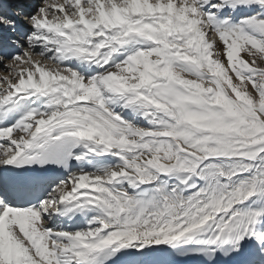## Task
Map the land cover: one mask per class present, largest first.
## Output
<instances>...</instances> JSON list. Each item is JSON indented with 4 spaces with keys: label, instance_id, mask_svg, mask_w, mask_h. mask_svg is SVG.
<instances>
[{
    "label": "snow or ice",
    "instance_id": "obj_1",
    "mask_svg": "<svg viewBox=\"0 0 264 264\" xmlns=\"http://www.w3.org/2000/svg\"><path fill=\"white\" fill-rule=\"evenodd\" d=\"M175 257L264 264V0H0V264Z\"/></svg>",
    "mask_w": 264,
    "mask_h": 264
},
{
    "label": "bare ground",
    "instance_id": "obj_2",
    "mask_svg": "<svg viewBox=\"0 0 264 264\" xmlns=\"http://www.w3.org/2000/svg\"><path fill=\"white\" fill-rule=\"evenodd\" d=\"M125 118L127 119V118H130V117L126 115ZM69 216L71 217V219H69ZM79 216H80L79 213L76 214V215H72L71 213H69L67 216L64 217V219L66 220V222H63V223H65V224H68L69 223V225L75 226L77 224H72L71 221H72L73 218L76 219ZM81 216L83 217V215H81ZM62 221H64V220H62ZM82 224L83 223H81L80 225H82ZM193 260H194V262L192 264H199V261L197 259L193 258Z\"/></svg>",
    "mask_w": 264,
    "mask_h": 264
},
{
    "label": "rangeland",
    "instance_id": "obj_3",
    "mask_svg": "<svg viewBox=\"0 0 264 264\" xmlns=\"http://www.w3.org/2000/svg\"><path fill=\"white\" fill-rule=\"evenodd\" d=\"M89 215H91V214L89 213ZM84 219H82L81 217L80 218L78 217V218L74 219L73 222L75 224H81V223H84ZM68 225H69V223H68Z\"/></svg>",
    "mask_w": 264,
    "mask_h": 264
}]
</instances>
